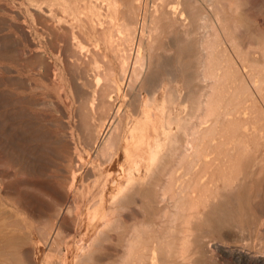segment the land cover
I'll use <instances>...</instances> for the list:
<instances>
[{
    "label": "rangeland",
    "instance_id": "374dc122",
    "mask_svg": "<svg viewBox=\"0 0 264 264\" xmlns=\"http://www.w3.org/2000/svg\"><path fill=\"white\" fill-rule=\"evenodd\" d=\"M198 1L185 4L197 35L166 30L150 77L128 90L129 45L117 29L109 45L104 29L122 18L134 29L156 0H0V264H264V0ZM159 90L171 136L112 203L96 143L127 91L123 162ZM194 165L206 171L189 190ZM196 194L203 212L189 226ZM93 216L76 261L77 230Z\"/></svg>",
    "mask_w": 264,
    "mask_h": 264
},
{
    "label": "bare ground",
    "instance_id": "6f19581e",
    "mask_svg": "<svg viewBox=\"0 0 264 264\" xmlns=\"http://www.w3.org/2000/svg\"><path fill=\"white\" fill-rule=\"evenodd\" d=\"M142 2L143 1L139 4H142ZM198 2V0H191L192 4H198ZM185 4H187L186 0H156V4L152 6L153 9L151 10L150 19L147 18L146 12L143 10L139 23L134 29H132L131 25L123 18L120 23L116 25L111 23L108 29H104L105 34L109 37V45L114 46L116 43V41H114L115 33L111 31L112 29H117L121 43L125 46L129 45L128 53H123L120 59L122 62V75L124 79L128 81V90L135 89L139 83L146 80L149 76L148 73L153 64L152 52L156 45H159V39L164 37L166 30L183 31L188 41H191V38L197 35V30L193 26L194 22L192 24L193 18L188 14ZM209 6L213 5L209 4ZM205 18L208 19L209 17L206 16ZM102 25H104V23H101V26ZM208 25L209 24H204L206 30L209 29ZM207 34L208 32L206 36ZM120 46L124 47L123 45ZM93 87L95 93H97L100 85H98V83H93ZM160 92L159 90L155 93L151 101L145 102L142 125L135 129L130 137L125 139V146L123 147L125 159L123 162L120 163L118 161V153L114 149L118 143L123 140L120 125L122 119L119 115L125 103L127 91L120 94V102L116 105L111 118L105 124L103 138L101 140L99 139L96 143L98 155H101L108 161L109 170H107L106 179L109 183L107 185L112 187L108 197L109 201L112 203L118 201L130 188L135 186L143 171L148 174L153 171L157 159L160 157L158 155L161 153L164 142L168 141L171 136L172 123L169 120V107L167 106L169 101L164 100L163 103H157V95H159ZM170 97H174V94ZM202 171L206 170L195 165L189 169L187 173V189L191 190L192 187L193 189H199V187L202 186L199 184L200 181L196 178ZM107 187L108 186H106L105 189ZM196 193L199 192L196 191ZM201 199L202 198L198 194L191 198L189 197L190 201L188 200L187 202L191 217L188 223L189 226L192 224L193 216L201 215V211L203 212L201 209L204 200L202 201ZM102 219L106 220V217ZM95 221L96 216L84 219L77 230L79 239L74 254V259L76 261L82 259L91 248L90 244L94 241V236L89 235L88 231L90 225ZM54 237L55 235H50L48 238V249H51V246H53ZM61 264H67V255L61 259Z\"/></svg>",
    "mask_w": 264,
    "mask_h": 264
}]
</instances>
